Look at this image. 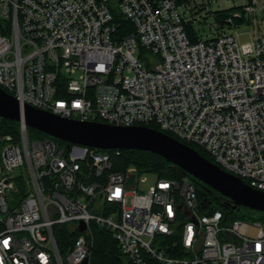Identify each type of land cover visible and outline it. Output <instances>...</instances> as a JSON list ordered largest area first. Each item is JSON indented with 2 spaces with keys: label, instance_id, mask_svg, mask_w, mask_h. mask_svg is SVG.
Returning <instances> with one entry per match:
<instances>
[{
  "label": "built area",
  "instance_id": "1",
  "mask_svg": "<svg viewBox=\"0 0 264 264\" xmlns=\"http://www.w3.org/2000/svg\"><path fill=\"white\" fill-rule=\"evenodd\" d=\"M210 3L0 0V89L22 109L20 137L0 135V264H91L97 228L118 244V264H264L261 223L203 209L192 177L143 190L146 173L114 169L111 153L121 150L30 139L24 119L31 106L81 122L156 125L264 192V6L246 0L223 24L213 12L208 37L198 15ZM244 21L255 40L240 46ZM59 227L69 233L64 254Z\"/></svg>",
  "mask_w": 264,
  "mask_h": 264
},
{
  "label": "water",
  "instance_id": "2",
  "mask_svg": "<svg viewBox=\"0 0 264 264\" xmlns=\"http://www.w3.org/2000/svg\"><path fill=\"white\" fill-rule=\"evenodd\" d=\"M0 118L14 122L22 121L20 102L0 89ZM25 123L55 139L70 144L82 145L98 150L144 151L162 157L174 165L175 170L186 173L220 196L219 204L238 213L242 208L264 213V192L252 189L241 179L171 136L150 127H118L102 123L81 122L26 106ZM228 200L226 204L224 200ZM224 201V202H222ZM211 202L204 201L203 209H210ZM84 229V228H83ZM86 264V262L84 263Z\"/></svg>",
  "mask_w": 264,
  "mask_h": 264
},
{
  "label": "trees",
  "instance_id": "3",
  "mask_svg": "<svg viewBox=\"0 0 264 264\" xmlns=\"http://www.w3.org/2000/svg\"><path fill=\"white\" fill-rule=\"evenodd\" d=\"M236 8L232 7L230 9L216 11V21L219 24H223L225 20L232 17L235 13ZM121 25V31L123 33L129 31L131 29V25L125 19H121L119 21ZM188 32L190 33V37L192 42L197 41L196 33L193 30L192 26H188ZM150 128L159 130L156 125H151ZM29 138L33 139L35 137L38 138H51L48 135L31 129H28ZM14 135L16 138L20 137L19 131V123L1 119L0 118V135ZM54 141L58 142L61 145H65L66 143L60 141L58 139L51 138ZM202 156H204L209 161L213 162V159L204 151L199 148H195ZM112 154L113 166L116 171H122L128 167H135L139 171V173L146 174H154L159 179H170V180H178L182 181L184 178L190 177L186 173H181L175 170L174 165L167 162L162 157H159L155 154L144 152V151H122L119 154L114 151ZM195 181V180H194ZM196 188L198 192V197L201 202L209 201L211 202L210 208L212 210H221L223 213L229 218L230 221H242L248 223H256L261 220H264V213L252 211L247 208H242L238 213H232L230 210L224 206H221L217 200L216 196H220L218 193L213 191L210 187L195 181ZM68 229L66 227H59L55 230V236L58 242V247L61 252L64 254L65 251L62 248V243L64 239L68 237ZM121 261V253L118 244L113 240L111 234L104 230L97 228L96 237H95V248L93 251V258L91 264H118Z\"/></svg>",
  "mask_w": 264,
  "mask_h": 264
},
{
  "label": "rangeland",
  "instance_id": "4",
  "mask_svg": "<svg viewBox=\"0 0 264 264\" xmlns=\"http://www.w3.org/2000/svg\"><path fill=\"white\" fill-rule=\"evenodd\" d=\"M260 1H261V6H264V0H260ZM210 2L211 3L209 4V6H207L206 9H203L198 15L199 20L206 21L207 23L205 28L201 30V33L208 37L213 35L210 29V26H209L214 23L213 18H212L213 12L235 7L236 8L235 12L241 13L243 10L242 7L246 3V0H210ZM206 4H208V2H206ZM241 24H244V25H241V27L238 28V31L241 34V37L239 39L240 46L249 44L255 40V33H254V29L252 28V26L247 24V21H244ZM259 27H260V31L258 32V34L259 36H262L264 35V10H262L261 19L259 21ZM193 30L196 32V37H197V32H198L197 28L196 29L193 28ZM144 177L147 179V181L146 183H142L140 187L143 190L148 191L150 187L156 182L158 177L154 174H146ZM224 201L226 204L228 203V200H224ZM260 223L264 227V220H261Z\"/></svg>",
  "mask_w": 264,
  "mask_h": 264
}]
</instances>
